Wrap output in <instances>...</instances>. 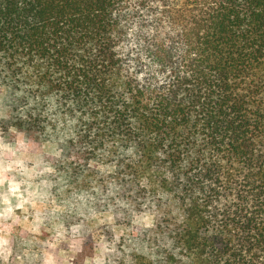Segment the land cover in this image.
Instances as JSON below:
<instances>
[{"label":"trees","instance_id":"obj_1","mask_svg":"<svg viewBox=\"0 0 264 264\" xmlns=\"http://www.w3.org/2000/svg\"><path fill=\"white\" fill-rule=\"evenodd\" d=\"M0 53L9 69L39 57L48 91L99 105L85 167L87 145L137 144L117 182L137 212L163 213L155 231L172 245L156 264H264V0H0ZM17 127L42 131L39 118Z\"/></svg>","mask_w":264,"mask_h":264},{"label":"clouds","instance_id":"obj_2","mask_svg":"<svg viewBox=\"0 0 264 264\" xmlns=\"http://www.w3.org/2000/svg\"><path fill=\"white\" fill-rule=\"evenodd\" d=\"M25 60L18 57L13 69L0 62V264H73L89 243L91 255H85L82 264H135L134 255L156 264L157 249L172 245L155 231L163 213L154 201L153 210L144 203L145 210L137 212L120 195L123 188L117 182L119 161L135 164L143 153L135 142L125 147L126 141L113 137L105 139L102 148L87 145L95 156L85 167L77 151L87 124L103 119L89 110L99 105L78 107L80 102L65 98L63 91H48L47 83L38 82L45 69L39 74L35 70L43 62L36 57L28 65ZM16 67L21 72L13 76ZM62 75L54 73L53 79ZM36 118L42 131L32 136L17 127L21 122L26 128ZM129 120L135 131L137 121ZM96 131L94 127L89 139L95 138ZM155 155L164 158L160 151ZM77 167L81 171L74 173ZM164 176L171 180L170 172L165 170ZM139 184L150 187L147 176ZM125 210L130 224H118L126 219ZM153 236L159 244L152 243Z\"/></svg>","mask_w":264,"mask_h":264},{"label":"rangeland","instance_id":"obj_3","mask_svg":"<svg viewBox=\"0 0 264 264\" xmlns=\"http://www.w3.org/2000/svg\"><path fill=\"white\" fill-rule=\"evenodd\" d=\"M128 224H130V223H128ZM109 235H111V234H109ZM89 239L91 240V237H89ZM85 247H86L85 252L77 254L76 259L73 261V264H82V260H83L84 256L85 255H91V248H92L91 243L86 244Z\"/></svg>","mask_w":264,"mask_h":264}]
</instances>
